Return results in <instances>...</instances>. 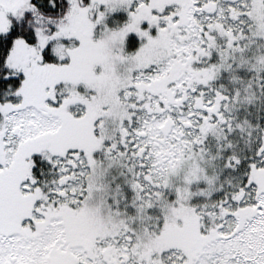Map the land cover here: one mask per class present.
Instances as JSON below:
<instances>
[{
    "label": "snow or ice",
    "instance_id": "obj_1",
    "mask_svg": "<svg viewBox=\"0 0 264 264\" xmlns=\"http://www.w3.org/2000/svg\"><path fill=\"white\" fill-rule=\"evenodd\" d=\"M0 264H264V0H0Z\"/></svg>",
    "mask_w": 264,
    "mask_h": 264
}]
</instances>
